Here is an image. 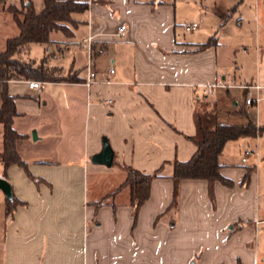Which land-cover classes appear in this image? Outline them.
Returning a JSON list of instances; mask_svg holds the SVG:
<instances>
[{
    "label": "crops",
    "instance_id": "obj_1",
    "mask_svg": "<svg viewBox=\"0 0 264 264\" xmlns=\"http://www.w3.org/2000/svg\"><path fill=\"white\" fill-rule=\"evenodd\" d=\"M89 2L86 11L76 12L81 22L74 35L85 26L77 45L87 49L80 42L93 35L89 55L103 56L106 63L95 58L85 73L72 65L74 78L53 81L65 91L41 120L55 129L57 157L27 160L38 181L19 164L0 174L21 201L7 213V196L0 197V264H264V210L255 185L241 183L245 168L234 175L221 159L223 150L221 172L235 176L233 185L214 181L210 191L206 179L184 178L176 205L168 209L173 161L188 159L196 149L188 136L196 131L197 98L211 100L219 120L222 114L243 116L244 122L246 116L236 112L240 105L250 116L262 101L246 104L244 87H223L234 100L223 109L221 99L211 98L218 88L207 94L204 86L218 78L258 83L253 92L264 99V0H250L238 14L215 3L189 37L179 34L181 16L172 0ZM211 38L214 43L200 47ZM89 67L96 71L90 84ZM13 82L39 89L13 80L11 93ZM104 98L111 104L101 103ZM103 136L113 149L109 166L90 161ZM123 166L158 171L136 217L129 187H118Z\"/></svg>",
    "mask_w": 264,
    "mask_h": 264
},
{
    "label": "trees",
    "instance_id": "obj_2",
    "mask_svg": "<svg viewBox=\"0 0 264 264\" xmlns=\"http://www.w3.org/2000/svg\"><path fill=\"white\" fill-rule=\"evenodd\" d=\"M22 7L7 0H0V9H6L13 13L19 27V33L7 39L6 48L0 51V95L2 105L0 107V123L3 125V148L0 151V160L4 164L5 175L12 164L21 165L36 181L28 167V162L18 150V142L24 138L14 127V118L20 112L17 109V94L10 91V82L13 80L38 79L42 82L64 81L74 78L76 72L69 74L62 72L57 65L49 63L44 57L38 61L36 58L23 57L21 53L28 52L30 43H50L51 33L62 31L67 36L74 35L75 28L81 22L74 16L76 12H84L89 8V0H45V7L36 11L31 0L25 2ZM68 23H71L70 26ZM214 43L211 38L202 43L200 47ZM46 47V51H47ZM237 113L245 115L243 123L222 122L218 118L216 105L206 96L197 98L193 110V118L196 131L188 136L196 145L194 153L186 160L173 161V192L172 201L168 209L177 203L179 183L184 178H203L209 182L211 191L212 183L219 181L224 185L232 186L233 179L221 172L225 165L220 155L225 143L230 139L242 136H256L264 127L257 125L248 115L245 106L240 105ZM125 177L118 187H129L130 201L135 205V217L137 209L148 199L152 179L158 175V171L143 173L131 166H123ZM254 166L246 165L241 183L249 184ZM6 212L10 213L21 201L14 195L13 199L6 198Z\"/></svg>",
    "mask_w": 264,
    "mask_h": 264
},
{
    "label": "rangeland",
    "instance_id": "obj_3",
    "mask_svg": "<svg viewBox=\"0 0 264 264\" xmlns=\"http://www.w3.org/2000/svg\"><path fill=\"white\" fill-rule=\"evenodd\" d=\"M29 0L25 1L28 2ZM36 11H41L45 7V0H31ZM191 1H195L196 5L191 4ZM177 6V11L180 17L179 20V34L181 37L185 35L189 37L192 35L193 30H185L182 26L185 22L192 19V15L197 13L195 20H201L200 26H203L206 21V16H210V12L213 10L215 3L228 7V10L235 14H238L240 9L246 10L249 7L250 0H172ZM7 3H13L18 7H22L24 0H7ZM227 10V11H228ZM76 16V13L75 15ZM70 26L71 23H68ZM250 28V26H248ZM19 27L14 19V15L11 11L6 9H0V51L6 48L7 39L11 36L19 33ZM220 31V29H218ZM85 31V26H79L76 34L69 37L61 31H53L51 37L54 39L46 44L41 42L30 43L28 52L21 53L23 57H34L40 61L44 55L49 59V63L57 65L61 68L62 72L69 74L68 69L75 65L85 73L87 70L88 63L93 66L95 54L89 55L87 49H82L77 45L78 39L81 37L82 32ZM58 35H55V33ZM67 38L69 42H59L57 38ZM67 45L69 48L67 50ZM46 47L48 48L46 51ZM225 50V49H224ZM228 51L226 52V55ZM237 56H240V52H237ZM232 58L234 56L232 55ZM98 62L102 64L106 63L105 57H98ZM96 59V60H97ZM64 65V67H63ZM65 68V69H64ZM27 81V80H25ZM11 90L14 94L18 95V110L20 114L14 118V127L24 135V138L18 142V150L22 154L23 158L28 161L33 159L44 158L46 160L55 159L56 156V145L57 138L54 136V128L51 124L42 122L41 118H46V115L50 114L54 108V98L65 91L64 86L62 87L56 82L47 81L42 82V86L39 89L30 90L24 83H12ZM232 96L238 97V90L231 89ZM212 99H221V107L223 109H230L233 104V99L227 94L224 89L218 88L215 95H211ZM258 103V107L254 106L249 111L251 118L256 122L257 125L264 127V99ZM45 102H48L45 104ZM2 105V97L0 95V107ZM255 105V104H253ZM38 106L41 107V111H38ZM220 106V103H219ZM258 108V109H257ZM258 110V111H257ZM229 119V120H227ZM244 117H227L225 115L220 116L221 121H229L230 123L244 122ZM34 130L37 131L38 137L34 138ZM55 130V129H54ZM44 135V137L42 136ZM3 140V125L0 123V148L2 147ZM254 149L255 154L248 155L246 160H242L245 149ZM221 159L228 162L236 175L240 169L245 168L246 165L254 166V172L252 174V180L250 184H254L256 188V194L258 195V201L262 211L264 210V129L259 132L256 136H242L235 139H230L225 143L223 148V154ZM91 161V157H90ZM5 168L3 162L0 160V174L4 173ZM233 178V176H231ZM235 179V176L234 178ZM1 199H5L6 195L0 190ZM264 228V225L262 226Z\"/></svg>",
    "mask_w": 264,
    "mask_h": 264
},
{
    "label": "built area",
    "instance_id": "obj_4",
    "mask_svg": "<svg viewBox=\"0 0 264 264\" xmlns=\"http://www.w3.org/2000/svg\"><path fill=\"white\" fill-rule=\"evenodd\" d=\"M199 22H200V20L191 21L185 25V29L186 30L195 29L199 26ZM123 31H124V28L119 27L118 33H122ZM92 38H93V35H88L87 37H84L81 40L80 45L84 48H87L90 51L91 47H92L91 46L92 45ZM110 71H112V69H110ZM95 76H96V71L92 70L89 67V71H88V83L89 84L91 83V79H93ZM27 83H28L29 87H31V88H40L42 86V81L38 80V79L27 80ZM228 86L244 87L246 89L245 95H244V102L246 104L257 103L262 97L258 92H256V93L253 92V89L258 90L261 87L258 83L249 84V85H247V84H236L234 82L227 83L221 78H218L213 83L206 84L204 86V90L207 94H213L217 88H220V87L223 88V87H228ZM111 102H112L111 98H104L103 100H101V103L106 104V105L111 104ZM255 153H256V151L254 149H249V148L245 149L244 155L242 156V160L245 161L248 155L255 154Z\"/></svg>",
    "mask_w": 264,
    "mask_h": 264
},
{
    "label": "water",
    "instance_id": "obj_5",
    "mask_svg": "<svg viewBox=\"0 0 264 264\" xmlns=\"http://www.w3.org/2000/svg\"><path fill=\"white\" fill-rule=\"evenodd\" d=\"M37 137H38L37 131L34 130V138L36 139ZM91 160L94 163H101V164H105L108 166L111 165L112 160H113V149L108 139L105 136H103V139H102L101 150L94 153L93 156L91 157ZM0 188L8 198L10 199L14 198L13 185L10 182V180L6 178L5 176H0Z\"/></svg>",
    "mask_w": 264,
    "mask_h": 264
}]
</instances>
